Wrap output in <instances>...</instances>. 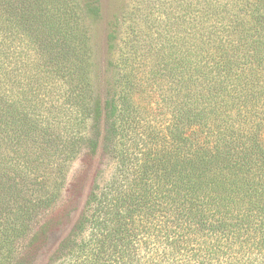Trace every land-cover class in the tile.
<instances>
[{"label": "trees", "instance_id": "16d2710c", "mask_svg": "<svg viewBox=\"0 0 264 264\" xmlns=\"http://www.w3.org/2000/svg\"><path fill=\"white\" fill-rule=\"evenodd\" d=\"M102 18L101 0H0V264L34 263L100 138L113 171L51 264H264V0L127 4L101 97Z\"/></svg>", "mask_w": 264, "mask_h": 264}, {"label": "rangeland", "instance_id": "374dc122", "mask_svg": "<svg viewBox=\"0 0 264 264\" xmlns=\"http://www.w3.org/2000/svg\"><path fill=\"white\" fill-rule=\"evenodd\" d=\"M134 3L135 0H101L103 18L91 25L89 41V70L94 91L101 97L106 81H111L115 73V70L110 65L112 59H114V51L107 43V24L115 16L120 15L121 11L127 4H130L131 6ZM99 141V149L90 162L82 163L81 159H77L67 164V181L76 179L77 176L82 179V194L79 197L75 196L74 199L71 200V206L69 207V210L72 211L71 216L69 218L64 217L62 221L59 224L57 223L56 227L50 231L47 242L37 254L33 264H51L49 262V258L56 249L58 243L68 232L72 222L80 211L92 178L98 174L97 181L102 183L112 173L114 162L108 155L104 154L102 150L101 138ZM161 149L162 148L159 147L158 150Z\"/></svg>", "mask_w": 264, "mask_h": 264}]
</instances>
